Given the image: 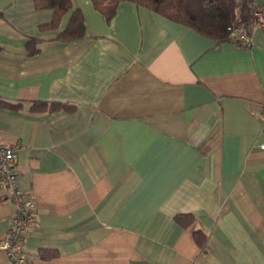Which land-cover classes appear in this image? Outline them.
I'll list each match as a JSON object with an SVG mask.
<instances>
[{"label":"crops","instance_id":"crops-1","mask_svg":"<svg viewBox=\"0 0 264 264\" xmlns=\"http://www.w3.org/2000/svg\"><path fill=\"white\" fill-rule=\"evenodd\" d=\"M72 2L86 29L64 41L70 11L42 31L52 8L0 0V133L36 203L28 263L264 264V25L244 46L132 1L110 20ZM13 210L0 194V237Z\"/></svg>","mask_w":264,"mask_h":264},{"label":"trees","instance_id":"trees-1","mask_svg":"<svg viewBox=\"0 0 264 264\" xmlns=\"http://www.w3.org/2000/svg\"><path fill=\"white\" fill-rule=\"evenodd\" d=\"M122 1H132L150 8L171 20L184 23L218 40L229 38L236 42H238L236 37L232 36L228 29L231 23L235 21L251 23L254 8L259 9L264 16V4L256 6L253 0H244L241 6H238L236 0H92L95 8L106 20L114 17ZM35 6L38 9H53L52 18L42 23L40 30L58 29L63 16L70 11L66 26L58 32L56 38L69 41L84 35L86 26L83 11L80 7L74 8L72 0H35ZM41 41V38L31 37L26 44L28 54L37 53ZM46 105V102H35L32 108L41 111L46 109ZM61 107L68 109L65 104L54 105V108ZM176 218L184 227L191 225L194 221L192 213H179ZM194 236L203 246L200 237L204 234L196 230Z\"/></svg>","mask_w":264,"mask_h":264},{"label":"built area","instance_id":"built-area-1","mask_svg":"<svg viewBox=\"0 0 264 264\" xmlns=\"http://www.w3.org/2000/svg\"><path fill=\"white\" fill-rule=\"evenodd\" d=\"M253 19L247 24L235 21L228 26L232 36L244 46L254 44L251 30L258 25H264L262 12L254 8ZM264 122V107L261 113ZM20 143H8L0 133V194L14 203V210L9 217V228L0 237V249L6 251L11 264H29L25 252V243L29 231L36 223V203L29 196V191L18 183L19 168L17 166V149ZM264 149V141L260 144Z\"/></svg>","mask_w":264,"mask_h":264}]
</instances>
